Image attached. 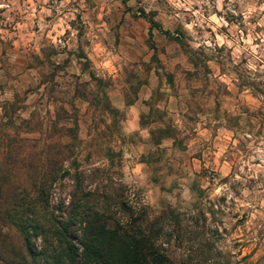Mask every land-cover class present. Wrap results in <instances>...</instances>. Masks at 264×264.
Masks as SVG:
<instances>
[{"label":"clouds","instance_id":"1","mask_svg":"<svg viewBox=\"0 0 264 264\" xmlns=\"http://www.w3.org/2000/svg\"><path fill=\"white\" fill-rule=\"evenodd\" d=\"M0 17V134L55 157L50 205L134 234L140 264H264V0H0Z\"/></svg>","mask_w":264,"mask_h":264},{"label":"trees","instance_id":"2","mask_svg":"<svg viewBox=\"0 0 264 264\" xmlns=\"http://www.w3.org/2000/svg\"><path fill=\"white\" fill-rule=\"evenodd\" d=\"M170 134L161 130L159 139ZM58 175L52 154H29L18 163H0L2 263L27 264L30 257L35 264L42 260L50 264H140L142 242L119 228L106 231L107 221L76 198L59 216L50 210L51 181ZM14 230L21 247L13 241ZM38 236L44 242L40 248L35 243Z\"/></svg>","mask_w":264,"mask_h":264},{"label":"rangeland","instance_id":"3","mask_svg":"<svg viewBox=\"0 0 264 264\" xmlns=\"http://www.w3.org/2000/svg\"><path fill=\"white\" fill-rule=\"evenodd\" d=\"M0 19H2V17H0ZM185 52L186 53H189V52L191 53L190 59H191V61L194 64H196L197 72H199V66L201 64H203V59H201L196 52H191L190 49L186 48ZM46 55H47V53H46ZM153 59H155V57H153ZM41 63H43V61H41ZM64 63L68 64L70 62L69 61H64ZM176 72L181 77H183V75H184L183 70H181L178 65L176 66ZM193 75H194L193 73H188V76H189L190 79H191V77ZM168 79H169V82L171 83L172 80H173V76L170 75L168 77ZM57 114L61 115V116H66L67 115L66 112L65 113L58 112ZM152 118H158V114L153 113V117ZM146 122H147V120H146ZM169 132L171 133V129H169ZM160 136H161V131H159L158 133H154V139L156 141L159 140ZM28 143L29 142H27V141H19L18 142V140H10L7 136H4V135L0 134V163H2V162L6 163V162H10V161H11V163H13V162H17L18 163L20 161H23V159H25V157L27 155L34 154L32 151H30L28 149V147H27ZM21 144H23V147H21ZM37 162H39V161H37ZM64 206L65 205L63 203V200H60V202L58 204H54V205H50L49 204L50 210L51 211L53 210L55 215H57V216H59L60 214L63 213L62 210H63ZM12 237H13V241L15 242V245L17 247H19V246L21 247V244L19 243L18 235L15 232V230L13 231ZM35 243L38 246V248H40L42 246V243H44V242H43L42 238L40 236H38L37 238H35ZM27 260H28L27 264H35V262L30 257H28ZM42 262H43V260L40 261V262H36V263L37 264H41ZM1 263H2V261L0 260V264ZM43 264H50V262H46V263L43 262Z\"/></svg>","mask_w":264,"mask_h":264}]
</instances>
